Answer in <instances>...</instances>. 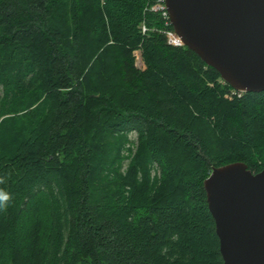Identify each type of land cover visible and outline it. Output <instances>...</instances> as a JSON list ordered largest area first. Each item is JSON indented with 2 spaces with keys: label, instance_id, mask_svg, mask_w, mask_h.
<instances>
[{
  "label": "trees",
  "instance_id": "16d2710c",
  "mask_svg": "<svg viewBox=\"0 0 264 264\" xmlns=\"http://www.w3.org/2000/svg\"><path fill=\"white\" fill-rule=\"evenodd\" d=\"M155 2L0 0V264H222L203 181L264 168V92Z\"/></svg>",
  "mask_w": 264,
  "mask_h": 264
},
{
  "label": "water",
  "instance_id": "95a60500",
  "mask_svg": "<svg viewBox=\"0 0 264 264\" xmlns=\"http://www.w3.org/2000/svg\"><path fill=\"white\" fill-rule=\"evenodd\" d=\"M180 45L240 92H264V0H164ZM222 264H264V168L213 166L203 181Z\"/></svg>",
  "mask_w": 264,
  "mask_h": 264
},
{
  "label": "built area",
  "instance_id": "2783aa9c",
  "mask_svg": "<svg viewBox=\"0 0 264 264\" xmlns=\"http://www.w3.org/2000/svg\"><path fill=\"white\" fill-rule=\"evenodd\" d=\"M150 9L151 10H154V11H160L161 12V15L162 17L166 20L165 23L168 24L169 23V19H168V14L166 12V9H165V5H164V0H156V2L150 6ZM141 30L142 32L144 33L145 32V27L142 25L141 26ZM165 34L166 36H168L167 38V41L168 43L172 44V45H180V42H176L174 41V37L176 36L172 31H165ZM177 37V36H176ZM140 50V49H138ZM223 81V80H222ZM224 82V81H223ZM235 92H237L238 94L241 93L240 91H236L234 89H231V92L228 93V94H225V97H231L232 94H234Z\"/></svg>",
  "mask_w": 264,
  "mask_h": 264
},
{
  "label": "rangeland",
  "instance_id": "374dc122",
  "mask_svg": "<svg viewBox=\"0 0 264 264\" xmlns=\"http://www.w3.org/2000/svg\"><path fill=\"white\" fill-rule=\"evenodd\" d=\"M166 37H168V36H166ZM141 53H142L141 49L140 50H138V49L134 50L135 64H136V66L139 69H144L145 68V64H144V61L142 59V56H141L142 54ZM5 116H8V115H5ZM5 116H2L1 118L5 117ZM129 137H130V140H131L130 146H131V148H133V146H135V142H136V134L135 133H131Z\"/></svg>",
  "mask_w": 264,
  "mask_h": 264
},
{
  "label": "bare ground",
  "instance_id": "6f19581e",
  "mask_svg": "<svg viewBox=\"0 0 264 264\" xmlns=\"http://www.w3.org/2000/svg\"><path fill=\"white\" fill-rule=\"evenodd\" d=\"M173 39H174V41H176V42H180L179 39H178V37H176V36H175Z\"/></svg>",
  "mask_w": 264,
  "mask_h": 264
}]
</instances>
